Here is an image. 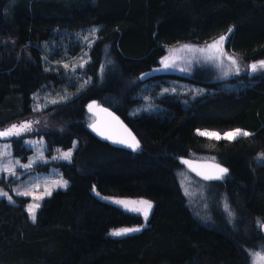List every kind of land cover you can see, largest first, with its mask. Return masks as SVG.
Segmentation results:
<instances>
[{"label":"trees","instance_id":"1","mask_svg":"<svg viewBox=\"0 0 264 264\" xmlns=\"http://www.w3.org/2000/svg\"><path fill=\"white\" fill-rule=\"evenodd\" d=\"M93 25L97 39L84 68L91 83L34 113L35 91L68 85L55 62L80 51L84 45L74 34ZM221 36H227L225 53L244 65L264 60V0H0V125L38 118L32 135L44 138L48 160L32 170L54 166L69 181L42 200L35 223L26 211L28 197L0 198V264H250L253 253L264 251V162L256 161L264 152V69L248 67L222 80L213 79L211 68L192 76L157 71L170 48L203 46ZM47 43L54 45L49 62ZM165 78L206 90L153 97L158 110L131 115L138 95H149L145 84ZM90 101L116 112L139 148L94 135L85 110ZM234 129L250 135L220 139L213 151L207 150L211 139L196 134ZM75 139L70 161L52 158ZM8 140L26 161L32 150L22 137ZM204 153L228 167L223 179L207 181L223 192L231 220L214 210L210 222H201L185 202L176 178L185 167L179 157ZM94 187L101 195L150 201L146 225L109 236L110 229L143 219L98 197Z\"/></svg>","mask_w":264,"mask_h":264},{"label":"rangeland","instance_id":"2","mask_svg":"<svg viewBox=\"0 0 264 264\" xmlns=\"http://www.w3.org/2000/svg\"><path fill=\"white\" fill-rule=\"evenodd\" d=\"M98 28H99L98 25H93L87 30H85V33L74 34V37L77 38L78 41H80L82 45H84L83 48L80 51H78L75 55L64 56L61 62L60 61L55 62V65H56L55 67L57 68L59 67L58 69H60L61 67V69H63V71L65 72L66 77H67L66 79L69 82L68 85H65V86L59 85L57 87L50 86V87H45V88L35 91L31 95L32 97L31 108L34 113H41L45 109H47V107L49 106H52L54 104H58V103H61V102H64V101H67L73 98L86 85L91 83V80H92L91 76H85L84 68L86 64L90 61L89 52L92 47V44L97 39L96 31L98 30ZM219 38L220 37H216L214 41H212V43L203 45V46L195 45V44H180V45L170 48L169 51H167L166 55L161 59L160 66L157 69V71H170L173 73H179V74H183L186 76H192L199 69L205 70V69L211 68L215 73V75H213V79L222 80V79H226L227 77L234 76L236 74L245 72L247 68L248 67L250 68V65H252L253 63L259 64V62L264 61V60H260L258 62H253L250 65L246 66L243 64V62H241L240 59H238L237 56L233 54L225 53L224 48H223V52L224 54H226V56L232 57L237 61V66L234 67L230 63V61L225 58L224 55H220L214 49L203 51V52L199 51V49H208V46L213 44ZM46 46L47 47L45 48L46 51L44 53L45 54L44 58L48 60L47 54L51 53V51L54 49V45L53 43H47ZM188 48L197 49V51H188L186 50ZM217 56H219V59L216 58ZM165 57L169 58L167 61V63L169 64V67L167 68H165L164 64L162 63ZM64 64L69 65V67L65 69L63 67ZM81 64H83L84 66L80 67ZM259 70H261V68L258 67L256 72H258ZM250 71L252 72V70ZM158 84H162L160 88L157 87ZM145 85L149 88V95L147 93H141L140 95H138L141 98V102L140 104L134 105L131 108L129 112L131 115H138L142 112H154L158 110L159 105L153 101L154 99L153 97L158 98L164 94L183 93L186 91L188 92L194 91V95H201L206 90V88L203 86L194 85L187 81H183L180 79H173V78H165L163 83H159L157 81H150L148 84H145ZM165 89H167V91H165ZM35 109H38V110H35ZM87 117H88L89 122H93L95 119V117L89 113H87ZM29 121L32 122L31 131H25L20 136L13 135V136L6 137V138H0V166L9 164V162H11L10 167L14 168L15 170V175H10L8 172H0V177L3 176L4 174L5 179H6V185L0 186V190L8 194L7 196H0V198H5L8 201H10L8 198L10 196L11 197L10 202H12L13 196L17 195V192H24L27 190H32V196H25L29 198V201L26 205V211H27V207L29 204L39 203L41 205L42 200L49 197V196H44L42 200L33 199V196L43 195L45 188L51 186V182L57 181V180H65L68 182L67 186L69 185V181L63 177L61 171L57 167L51 166L47 171L32 170V168L36 164L42 163L48 160L46 156V144H45L44 138L42 136L32 135L33 130L36 128L35 125L37 124L38 121H40L38 118L36 119V121H34L33 119H23L20 121L12 120L11 122H6L5 124L0 125V131H4L8 129L12 125H19L21 123L29 122ZM217 133L223 135L224 133H227V130L217 131ZM11 137H22V143L26 147L32 150L31 153L28 154L26 161L20 159L18 156L13 154L10 141L8 140V138H11ZM216 141L218 140L211 139L209 141V144L207 146L208 151H213ZM77 144L78 142L75 139L71 147L59 149L57 153L54 155V157H60L61 153L67 152V151H71L73 155V152L75 148L77 147ZM5 145H8V147L6 148ZM6 152H10V155H3ZM72 155H71L70 160L72 159ZM261 156H264V152H260L256 155V161L259 163L264 162V159H259ZM193 157L199 158V159L215 160V158H213L215 157V155L211 153H204L202 155H193ZM57 159L67 161V162L70 161V160H64V159H59V158ZM30 160L34 161V163L32 164V167L28 169L20 167L16 164V161H19L20 165L28 164ZM176 178L180 186L181 192L185 198V202L187 206L191 210L192 214L197 219H199L201 222H207V223L210 222L212 220L211 213H213L214 210H216L217 212H220L221 214H224L225 212L230 220L233 218L232 213H231L232 211H230L231 209L229 208L227 202L225 201L224 194L221 190H219L218 186H216L215 184H209L210 183L209 181L199 178L198 176L193 174L191 171H189L186 167H180L178 169V172L176 173ZM36 185H38L39 187L38 188L35 187ZM66 188L56 187L52 191V193L56 190H59V189L64 190ZM94 193L96 194L97 191ZM97 196L101 197L103 200H106L108 202H110L113 199H123V200L143 199V198L116 197V196H108V195L105 196V195H101L100 193ZM104 197H107L108 199H104ZM118 207H120L126 212L140 215L143 219V222L141 225L122 226V227L112 228L108 232L109 236H111L109 233L113 230H117L120 228H140L141 229L146 225L147 221L144 220V217L142 214L128 211L121 206H118ZM37 210H36V213H37ZM151 211H150V214H151ZM28 217L30 221H32L29 214H28ZM111 237H114V236H111ZM258 252H261V254L264 255L263 250H258ZM250 264H252V255H251Z\"/></svg>","mask_w":264,"mask_h":264},{"label":"snow or ice","instance_id":"3","mask_svg":"<svg viewBox=\"0 0 264 264\" xmlns=\"http://www.w3.org/2000/svg\"><path fill=\"white\" fill-rule=\"evenodd\" d=\"M229 32H231V29H229ZM226 39H227V36H221L213 44L209 45L208 49H199V51L203 52V51H208V50L214 49L220 55H224L225 58L228 59L230 61V63L235 67V66H237V61L232 57L226 56V54H224V52H223V46H224V42ZM186 50L197 51V49H191V48H188ZM216 58L219 59V56H217ZM168 59H169L168 57H165L162 61L165 68L169 67V64L167 63ZM85 63H86V61H85ZM83 66H84L83 64L80 65V67H83ZM63 67L65 69H67L69 67V65L64 64ZM258 67L261 69H264V61L259 62V64L253 63L252 65H250L252 72H256ZM145 75H147V74H145ZM226 75H227V73H226ZM165 91H167V89H165ZM95 107H96V105L94 103L90 104L89 105V111H92ZM35 110H38V109H35ZM108 115H111V113H109ZM113 119H115V117H113ZM117 123H119V121H117ZM91 127H92L93 131L97 132L98 135L104 137L105 139H111L113 143L122 144L128 148H131L134 151L137 148H139V146H140L139 142L136 140L135 136H133L132 133L127 128H125L122 124L120 125V127L123 129V132L126 134V138H120V139H113V137L105 135V132L100 130L99 128H97V126L95 124L91 125ZM31 130H32V122H30V121L21 123L19 125H12L10 128H8L4 131H0V138H6V137L13 136V135L20 136L25 131H31ZM196 134L200 135V136L208 137L210 139H215V140L226 139L229 141H233L239 136L247 137L250 135L249 132L243 131L241 129H235V130L229 131L227 133H224L223 135H221L217 132H214V131H206V130L205 131L197 130ZM5 147L7 148L8 145H5ZM3 155H10V152H6ZM71 155H72L71 151H67V152L61 153L60 157H54L53 159L59 158V159H64V160H70ZM259 159H264V156H261ZM10 163L11 162H9V164H5L3 166H0V172H8L10 175H15V170H14V168L10 167ZM33 163H34V161L30 160L28 164L20 165L19 161H16V164L18 166L23 167L25 169L31 168ZM182 163L187 165L191 171L195 172L196 175L201 176L204 180H220V179H223V177L228 172L227 168L221 167L219 164H216V163H212L210 165L209 164L194 165L188 160H183ZM200 169H211V171H200ZM67 183L68 182L65 180L53 181V182H51L50 187L45 188L43 195L33 196V199L42 200L44 198V196H51L52 191L56 187L66 188ZM35 187L38 188L39 186L36 185ZM93 191L96 192L95 187L93 188ZM96 194L99 195L98 192ZM7 195H8L7 193L0 190V196H7ZM17 195L32 196V190H27L24 192H17ZM8 198L11 201V197L9 196ZM104 199H108V198L104 197ZM110 202L117 205V206H121L128 211H132V212L142 214L145 221H147L149 214H150V211L153 207V204L150 201L144 200V199H141V200L113 199ZM39 207H40L39 203L29 204L27 207V212H28L29 216L31 217L33 223H35V221H36V210ZM261 227L264 228V225H261ZM140 230H141L140 228H120V229L111 231L109 234L111 236H114V237H119V236L127 235V234H130L133 232H138ZM252 264H264V255H262L261 252L253 253L252 254Z\"/></svg>","mask_w":264,"mask_h":264},{"label":"water","instance_id":"4","mask_svg":"<svg viewBox=\"0 0 264 264\" xmlns=\"http://www.w3.org/2000/svg\"><path fill=\"white\" fill-rule=\"evenodd\" d=\"M93 103L96 105V107L92 111H89V105ZM85 110L87 113L95 117V120L91 122L89 125V130L97 137L113 143L111 139H105L104 137L98 135L97 132L93 131L91 127V125L93 124H95L97 128H99L100 130L104 131L105 135L111 136L113 137V139L126 138V134L123 132V129L120 127V125L122 124L125 128H127L132 133L133 136H135L136 140L139 142L137 136L133 133L130 127L126 124V122L116 112L106 107L105 105L98 104L95 101H90L86 103ZM109 113H111V115H108ZM113 117H115V119H113ZM117 121H119V123H117ZM113 144L132 150L131 148H128L119 143H113ZM183 160H188L194 165H199V164H209L210 165L212 163H216V164H219L221 167H225L228 169L226 165L220 162H217V161H213V160L195 159V158H188V157H183V156L179 157V162L183 164L187 169L189 168L187 165L182 163ZM200 171H211V169H200ZM193 173L196 174L195 172ZM198 177L202 178L201 176H198ZM262 225H264V223H262ZM261 231H262V234L264 235V228L261 227Z\"/></svg>","mask_w":264,"mask_h":264},{"label":"flooded vegetation","instance_id":"5","mask_svg":"<svg viewBox=\"0 0 264 264\" xmlns=\"http://www.w3.org/2000/svg\"><path fill=\"white\" fill-rule=\"evenodd\" d=\"M95 120V119H94Z\"/></svg>","mask_w":264,"mask_h":264}]
</instances>
